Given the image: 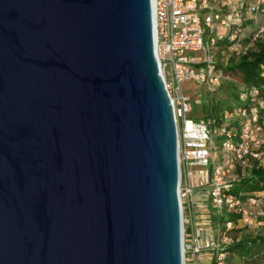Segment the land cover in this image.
<instances>
[{
	"label": "water",
	"instance_id": "1",
	"mask_svg": "<svg viewBox=\"0 0 264 264\" xmlns=\"http://www.w3.org/2000/svg\"><path fill=\"white\" fill-rule=\"evenodd\" d=\"M152 0H0V264H184Z\"/></svg>",
	"mask_w": 264,
	"mask_h": 264
},
{
	"label": "built area",
	"instance_id": "2",
	"mask_svg": "<svg viewBox=\"0 0 264 264\" xmlns=\"http://www.w3.org/2000/svg\"><path fill=\"white\" fill-rule=\"evenodd\" d=\"M153 20L155 53L177 127L184 264H225L219 234L211 232L212 227L220 231L212 215L236 214L237 225L264 224V194L233 191L238 169L244 175L253 162L264 165V111L253 102L258 89L242 85L235 114L219 122L214 117L194 121L181 83L194 79L211 93L219 87L224 74L217 65L264 36V0H153ZM222 44L229 52L215 58ZM214 132L219 136L213 144ZM215 149L223 152L218 159ZM233 224L224 223L226 229Z\"/></svg>",
	"mask_w": 264,
	"mask_h": 264
},
{
	"label": "trees",
	"instance_id": "3",
	"mask_svg": "<svg viewBox=\"0 0 264 264\" xmlns=\"http://www.w3.org/2000/svg\"><path fill=\"white\" fill-rule=\"evenodd\" d=\"M227 46L223 44L219 45L218 53L220 55L227 54L229 52ZM217 66L222 69L224 76L228 77V80L222 82L219 87L229 85H235L236 88L242 85L255 86L258 89V95L254 97L253 102L264 111V36L256 40L245 53H242L239 49L233 50L228 62L226 64H218ZM238 89L230 91L231 97L237 96ZM213 93L210 94V98H207V104L204 103L205 107L203 108L202 119L207 120L209 117H214L219 122L225 115L233 111V107L236 104L233 105L231 103L230 105L227 103L221 105L217 99H213ZM232 124H236V122H232ZM237 171L239 172V176L233 186L234 192L248 194L264 191V165L253 162L246 169L244 175L240 174L239 169ZM237 217L233 213L216 214L212 215V221L221 231H230L236 229ZM227 220H232L234 223L229 229H226L224 225ZM222 250L229 254V256H237L248 260V262H254L257 258L264 257V233L234 238L228 242L225 248L222 247ZM229 256H225V260ZM210 264H213V262H210Z\"/></svg>",
	"mask_w": 264,
	"mask_h": 264
},
{
	"label": "rangeland",
	"instance_id": "4",
	"mask_svg": "<svg viewBox=\"0 0 264 264\" xmlns=\"http://www.w3.org/2000/svg\"><path fill=\"white\" fill-rule=\"evenodd\" d=\"M224 30V29H221ZM215 50V48H213ZM200 55V53H197ZM215 58H218L220 54L217 51H214ZM236 57V56H235ZM228 77L221 76V83L224 81H227ZM182 89L184 90L185 95H187L192 103V109L188 113V116L191 117L194 121H204L203 118V108L205 107V104H207L208 100L207 98H210V89L207 88L202 82H196L194 79L190 80H185L181 83ZM238 86V85H237ZM239 88V86L237 87ZM236 86L235 85H229V86H221V87H213V99H217L219 104L224 105V104H230L233 105L237 104V96L231 97L230 91H236ZM205 98V99H204ZM205 103V104H204ZM231 114H235V110L231 112ZM224 124V123H223ZM231 130L235 128L233 125L230 127ZM217 136H219V133L214 132L213 133V144L217 143ZM222 150L221 149H215L214 150V158L218 159L222 155ZM258 192V191H256ZM262 194H264V191H261ZM238 227V229H237ZM236 229L230 230V231H225V230H220L217 231V227H212L211 232L219 234V242L220 246L225 248L228 242H230L232 239H237L241 238L243 236H253L257 233H264V224L257 225V226H251L247 227L242 224L237 225L236 224ZM207 253V252H205ZM225 256H229V254L225 253ZM204 264H208L207 260H204ZM225 264H264V257H259L257 258L254 262H248V260L237 257V256H229L225 260Z\"/></svg>",
	"mask_w": 264,
	"mask_h": 264
},
{
	"label": "bare ground",
	"instance_id": "5",
	"mask_svg": "<svg viewBox=\"0 0 264 264\" xmlns=\"http://www.w3.org/2000/svg\"><path fill=\"white\" fill-rule=\"evenodd\" d=\"M152 9H153V0H152Z\"/></svg>",
	"mask_w": 264,
	"mask_h": 264
}]
</instances>
